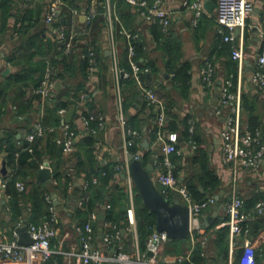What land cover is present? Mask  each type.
I'll return each instance as SVG.
<instances>
[{
	"label": "crops",
	"instance_id": "crops-1",
	"mask_svg": "<svg viewBox=\"0 0 264 264\" xmlns=\"http://www.w3.org/2000/svg\"><path fill=\"white\" fill-rule=\"evenodd\" d=\"M9 1L10 7L5 26L2 27L0 24V82L7 77L15 75H20L21 79L18 81L17 87H15L16 94L12 92L9 95L8 100L4 103L0 112L1 168L3 164L5 165V171L3 173L1 172L2 177L7 182L15 177L16 179H14V182H22L25 186L23 193L29 195V191L34 185H45L44 183L36 181V172L40 165L44 161H48L49 167L51 171H53V166L58 164L56 158L58 156L62 160H65L67 164H74L77 160V156H83L82 152L85 147L83 141L85 136H91L94 140L92 150L97 163L112 167L116 163H123L125 155L122 147V132L116 121V115L118 113L117 97L118 93L128 97L129 91L127 92V89L125 91V87L121 84L122 78H119V86H117L116 76L112 70L111 36L109 29L106 27V21L104 20V26L100 29L97 40L93 46L96 54L94 69L92 71H89L88 68L82 70L79 62V66L77 65L70 75L67 73L64 74V84L61 81H56L60 84L59 89H55L56 82L53 81V91L49 98L57 95L56 92L64 86L68 87L72 92L70 100H73L71 107L74 111L70 123L78 132L74 151L70 154H63L60 152V154L57 155L51 151V147H46L45 136L49 135L46 134L49 132H54L55 137L60 136V125L62 121L58 114V110L61 108L54 109V99L46 100L47 98L38 97L35 92L38 87H35L34 83L40 71L43 69L44 72L47 60L50 62L54 72L57 73L63 69L62 64L52 62L50 59L62 52V43L61 40L57 38L55 32L56 25H50L44 21L46 0ZM92 1L97 2L98 0H81L82 7L79 10L86 12L90 8V3ZM112 1L116 5V0ZM191 1L192 0H162L163 7L171 12L172 17L167 39L170 40L172 45H178L176 46L175 53H180L182 55L180 60L189 63L190 66V81L185 93L180 92L177 85L173 87L171 77L165 75L163 65V58H165V56L159 39L150 31L152 25L145 24L136 13H134L136 22L131 28V31H139V40L144 41L146 57L150 61H153L156 67H158L154 74L150 73L152 79L150 85L146 84V78H144L143 81L147 86H151L161 97L165 95V91L169 93L170 97L176 102L175 111L180 117L190 115L194 118L196 123L195 129H197L199 137L203 142L202 146L207 152L208 165L216 172L223 186L222 190L224 194L222 207L218 210L216 217L223 220L228 216L224 208V202L231 193L234 192L237 194L242 199L241 212L247 217L248 222H250L249 237L255 247L257 258L261 255L260 258L264 264V215H256L254 212L255 205L259 201L264 200V159L261 166L254 170H243L240 168L233 170L230 165H226L221 161L219 131L223 125V121L221 117L215 114V108L218 104V96L215 94V91L220 81L230 77H227L228 70L226 68V62L233 59L231 57V51L226 49L228 43H226L222 39V35L217 32V24L214 18L216 1L210 0L214 4L212 11L206 12L205 10V14L202 15L203 17L199 18L195 27H193L191 23L194 18V12L188 7ZM251 1L253 2L254 10L252 15L247 18L243 30L244 58L242 74L237 89L240 92V96L244 95L249 103H253L256 113L261 118V125L263 126L264 132V91H257L252 86L250 80L251 69L255 64L259 51L258 32L262 22L261 9L264 6V0ZM115 13L117 15L116 10ZM62 18H64V20H60V23L65 27L70 26L72 23L70 12H63L61 15V19ZM117 18L118 20L113 22L115 58L119 68L123 69L121 64L123 65L124 58H126V40L124 36L121 35L120 29L117 30L118 25L122 26L118 15ZM83 22V16L79 15L74 19V23L77 27H80ZM239 36L238 34V39ZM86 43H83L80 39L77 40L72 53L78 55L81 49L86 47ZM235 45V43H232L230 49ZM9 57L11 58L10 60H8ZM205 59L210 60L216 67V86L206 93L201 89L199 77V67ZM23 83H27L28 85L24 86ZM164 87L165 91L163 89ZM23 92L24 94H22ZM21 99L24 105H27L30 101L28 106H30L31 111L19 115L21 118H18V116H15L16 107L13 102L14 100L17 102ZM143 99V96H135L133 102L134 106L128 105L124 112L127 119L135 117L139 113V107ZM45 106L53 109V114L58 118L59 124L49 125L53 123V116L49 112L45 113ZM64 109L68 110L67 108ZM86 113L102 115L105 119L104 125L98 128L95 123L96 126L92 128V130L94 129L93 132L83 130L79 115ZM25 114H29L30 118L26 119ZM246 115L247 113L242 110L243 123L246 119ZM39 116L41 120L42 117L46 116V122H51L48 126H44L46 129L44 133L45 136L43 137L44 139L39 141L38 146L41 158L35 159V162L31 165H23L20 175L15 176L16 167L7 164V147L12 145V148L17 149V151L14 152V159H16L19 152L22 150L25 135L32 130V123L38 119ZM50 128L53 130H50ZM142 137L140 138L141 144L145 138ZM178 140H181V137H179ZM1 141H3V143H1ZM183 144L184 142L180 143V145ZM148 149L153 151L156 156L159 153L157 151V146L154 145L153 142H149ZM144 150L147 149L140 146L137 152L142 156ZM36 164L38 166H36ZM157 169L158 167L155 166L154 171H157ZM185 171L187 172V168L181 169L179 174L185 175ZM70 175H72L75 182L73 188H68L67 192L73 195V193H78L79 191V185L83 174L77 175L75 172H72ZM110 184L118 185L124 190L126 189L125 181L122 180V177L112 179ZM75 187L76 189L74 190ZM56 197L65 210L56 212L57 222L55 224L57 234L51 240L52 247L64 252L76 251L79 249V241L72 226L77 220L74 218L75 216H70V208L66 205L65 199L62 196L56 195ZM74 199L75 197L72 198L73 204ZM7 201L6 199L5 203L1 204L2 200H0V241L12 240L15 236L13 226L8 222L9 219L5 207V205L8 204ZM211 214L212 209L210 206L204 211L201 222L210 218ZM227 221L228 219H225V221L217 225L216 228L223 225L228 227ZM125 233L126 230L121 235ZM235 241L236 247L233 249V259H235L240 252L242 237H236ZM188 249V243L180 245L167 241L161 246L158 260H160V264H176V258L180 254V251H183L185 254ZM207 252L208 256H215V251L213 249H209ZM229 258L230 241L228 242L227 262L225 264H228ZM55 259L59 264H77L75 259L70 263L65 262L61 254H55ZM207 264L216 263L210 259Z\"/></svg>",
	"mask_w": 264,
	"mask_h": 264
},
{
	"label": "built area",
	"instance_id": "built-area-1",
	"mask_svg": "<svg viewBox=\"0 0 264 264\" xmlns=\"http://www.w3.org/2000/svg\"><path fill=\"white\" fill-rule=\"evenodd\" d=\"M97 1V0H96ZM131 7L132 12L147 25L159 26L162 33L167 34L171 26V12L162 5V0H125ZM203 0H192L188 7L194 12L192 25L195 27L200 17L205 14ZM90 8L84 12L80 11L82 7L81 0H46V8L44 12V21L50 25H56L55 32L57 38L62 43V53L71 54L77 40L83 43L88 42L89 26L92 19L99 13L100 9L106 21V27L109 29L111 36V54H112V70L116 76L117 86L119 78L132 77L136 81L142 96L148 107H152L156 113L155 125L159 128L155 135L153 144L157 146L159 152L156 166L157 171L153 173V180L161 190L163 197L172 202L176 196L181 204L189 209L190 216V232L191 242H194L195 233H202L203 227L201 219L203 213L212 204L215 203L214 196H207L203 201H196L187 187L184 174L176 173V163L172 159L173 154L176 156L191 154L197 147L194 138L196 123L192 116L187 119V140L180 147L177 146L178 135L174 132H164L160 130L165 124V105L164 101L158 94L147 86L141 74L147 72V69H141L135 59V43L140 39L139 31H131L121 27L120 33L124 36L126 42V57L130 71L119 68L115 58V48L113 39V22L118 20L115 13V4L112 0L92 1ZM70 12L72 23L65 27L60 23L61 15L65 10ZM84 10V9H83ZM254 10L251 0H216L214 9V18L217 24V32L222 35V39L226 43H235L232 47L231 57L237 62V79L233 89V81L226 78L220 81L218 104L215 108V114L221 117L223 125L219 131V147L220 158L222 163L230 165L233 170L238 168L243 170H254L261 166L264 159V132L260 128L255 131L247 129L242 122L241 96L237 89L242 74V65L244 58L243 50V30L246 20ZM83 16L84 22L80 27L74 23L77 16ZM262 22L259 29V51L254 66L251 69V84L259 92L264 91V6L261 9ZM238 30V33H236ZM238 34L239 39H238ZM87 45V43H86ZM80 57L87 61V68L92 71L95 66L96 54L90 46L85 53H81ZM53 68L47 60L43 72L42 79L35 92L41 98H48L53 91ZM216 67L210 61L205 59L199 67V77L201 89L204 93L210 91L216 86ZM118 113L116 121L122 132V147L125 155L123 163H116L112 167V179L122 178L125 181V192L127 195L128 205L126 209V229L133 235V249L130 252L123 250L121 242V232L115 229V226L109 222L96 220V214L92 212L87 220L82 224L74 223L72 226L78 241L79 249L64 252L52 247L51 240L57 234L55 223L56 209L52 204V198L45 196L49 206V213L41 223H28L27 232L32 239L30 244H20L15 235L12 240L0 241V264H59L55 259V254H61L64 261L70 263L75 259L77 264H156V257L159 254L161 246L168 241V237L164 231L158 232L153 228L147 238L145 250L141 251L138 246L136 221H135V205L134 197L137 194L134 190L133 182L128 173L126 154L129 148L137 146L141 138V132L131 127L124 115L122 108V96L118 93ZM15 108V107H14ZM67 110L61 108L58 114L61 117V134L55 137V143L61 149L63 154H70L75 149V142L78 137L77 129L70 122H65V114ZM21 118V116H18ZM80 123L83 130L93 132L90 127L91 123L97 124L98 128L104 125L105 119L100 114H80ZM45 127L39 116L32 123V130L24 137L27 146L24 148L32 152V143L41 138L45 133ZM50 130H53L50 128ZM156 151V153H157ZM0 150V200L8 199L6 195L7 181L1 174V157ZM135 157H140L138 153H134ZM160 158V159H158ZM42 167V164L40 165ZM101 175H105L102 171ZM98 181L97 176L90 179L82 177L79 185V191L74 199V206L84 208L85 202L89 199V185ZM51 183L55 185L56 180L51 179ZM15 187L19 192L25 190L22 182L15 183ZM68 188H73V183H68ZM242 199L234 192L230 194L228 200L224 203L225 211L228 215L229 241H230V258L228 264H256V250L250 239V226L247 217L241 212ZM110 204L105 203L100 210L109 209ZM256 215H264V200L259 201L255 207ZM194 220H198L197 227H194ZM95 222H100L99 227L102 231L99 233L95 229ZM23 224L22 219L17 222V226ZM98 227V228H99ZM236 237H242L240 252L233 259V249L236 247ZM201 246H206V238L200 235L197 238ZM190 251L188 250L184 256L176 258V264H181L183 260H188ZM151 253L149 255L148 253Z\"/></svg>",
	"mask_w": 264,
	"mask_h": 264
},
{
	"label": "trees",
	"instance_id": "trees-1",
	"mask_svg": "<svg viewBox=\"0 0 264 264\" xmlns=\"http://www.w3.org/2000/svg\"><path fill=\"white\" fill-rule=\"evenodd\" d=\"M149 2H153L154 0H148ZM216 1V0H213ZM9 0H0V24L1 26H5V21L9 11ZM115 10L117 15L122 23V26L118 25L117 30L121 29V27L127 28L128 30H132L131 28L134 26L136 19L134 12L131 11L130 5L125 0H116ZM64 12H68L66 9ZM102 10L100 9L99 13L92 19L89 26V36L88 43L85 48L81 49L78 55L74 53L71 54H57L56 56L51 57V61L55 63L62 64V70L59 72H53L52 80L54 82L61 81L64 84V74H71L75 67L80 62V68L85 70L87 68V61L80 57L81 53H85L88 46L93 48L97 36L100 32V29L104 26V15L102 14ZM203 17V16H202ZM198 27V26H197ZM150 31L153 35H156V38L159 39V43L162 45V50L165 58H163L164 62V70L165 75L167 77H171V82L174 85H177L180 92H184L188 87L190 81V73H189V63L181 61L180 58L182 55L180 53H175L176 46L172 45L169 39H167L168 35L161 32L160 28L157 25H152ZM197 32V30H196ZM135 59L136 62L141 66V69H147L149 73H155L158 67L153 61H150L146 57V53L144 50V41L138 40L135 43ZM231 43L226 45V49H230ZM61 50V49H60ZM11 58L9 57L8 60ZM79 66V65H78ZM125 71H130V67L128 65L127 57L124 58L123 65L121 64ZM226 68L228 70V76H230L233 81V89L236 85V77H237V62L234 60L226 62ZM145 73L141 74L142 79L145 78ZM43 76V69L40 71L38 76L35 79L34 86L38 87L40 81ZM21 79L20 75L7 77L5 80L0 82V112L4 103L8 100L9 95L13 92L16 94V89L18 85V81ZM121 84L125 87V91H129V96L121 94L122 96V108L123 112H125L128 105L134 106L133 102L135 96L140 95L142 93L132 77L122 78ZM24 86L28 85L27 83H23ZM153 89L151 86H149ZM165 91V87L163 88ZM57 95L52 98H47L46 100L54 99V109L58 108H67L69 109L72 105V101L70 100L72 96L71 90L64 86L62 89L58 90ZM55 93V94H56ZM24 94V92L22 93ZM131 94V95H130ZM20 96V95H18ZM17 96V98H18ZM38 97H40L37 94ZM36 96V97H37ZM161 97V95H158ZM164 101L165 105V124L160 128V130L164 132H174L181 137V140L178 141L177 146L180 147L181 142H185L187 140V119L190 115H186L184 117H180L176 111V102L172 97H170L169 93L165 91V95L161 97ZM22 99L17 101L14 100V104L16 107L15 116L22 115L26 112L31 111L29 102L27 105L22 103ZM241 107L242 110L247 113L244 124L247 129L250 131L258 130L261 126V118L256 113L253 103H249L248 99L245 96H241ZM53 109L48 106H45V113L49 112L53 118L52 124L46 122L47 117H42V124L44 126L59 124L58 118L53 114ZM26 119L30 118L29 114H25ZM46 115V114H45ZM141 116V117H140ZM156 113L154 109L150 106L146 105L145 100L141 106L139 107V113L135 117H130L127 119L129 125L141 132L142 138H147L151 143L155 140V135L157 130L159 129L155 125ZM71 124V123H70ZM95 123L92 122L90 127H95ZM49 134L47 136L43 135L41 138H37L32 143V152L24 149L27 146V143L24 141L22 145V150L19 152V155L16 159H14V152L17 149L12 148V145L8 146V158L7 164H11L16 167V175H20L21 169L23 165H31L35 162V159L41 158V153L39 151V141L44 139L46 147L50 148L54 154L59 155L61 149L56 146L54 142V132L46 133ZM13 137V136H12ZM194 138L196 140L197 147L191 154H184L180 156H176L173 154L172 159L176 163V173L178 174L181 169L187 168V172L185 173V181L187 183V187L191 192L193 198L196 201H203L207 196H215L220 190L223 189L222 183L216 174L213 171L207 161V152L205 148L202 146V140L199 137L197 129H195ZM6 140V139H5ZM7 141V140H6ZM85 147L83 149L82 155L77 156L76 162L73 164H67L65 160H62L59 156L56 157L58 160V164L53 166L52 171V180H56V184L53 185L51 182L45 185H34L30 191L29 195L24 194L23 192H19L15 188V177L7 183L6 187V195L9 196L7 199V205H5L7 209V216L12 225L17 223L20 219H22L23 215H27L28 223L39 224L42 220L47 217L49 213V206L51 203L47 202L45 199L46 195L51 196L52 193H55L57 196H62L65 199L66 205L70 208V216L74 217L77 221V224L84 223L88 216L94 212L95 209H100L105 203L110 204V208L103 210L105 215V221L111 222L116 230H121L124 228L126 233L121 236L122 245H124L125 251L133 249V235L126 229V209L128 205L127 195L123 188L119 187L115 184H110L112 180V166L109 165H100L94 158L92 144L94 142L91 136H85L83 141ZM3 143V141H1ZM141 140L138 141L137 146H133L129 148V152L138 153V149H140ZM62 153V152H61ZM153 153L150 149L144 150L142 156L143 162L146 163L150 155ZM31 159V160H29ZM160 159V158H158ZM36 166H38L36 164ZM77 175L83 174L85 179H90L92 176H97L98 181L95 184L89 185V199L84 204V208L75 207L72 198L77 195V193H73V195L67 192L68 183L72 182L74 185L75 180L72 178L70 173L72 172ZM104 171L105 175H101V172ZM76 187L74 188V190ZM228 200V198H227ZM226 200V201H227ZM223 197L219 200L222 203ZM225 201V202H226ZM224 202V203H225ZM72 203V204H71ZM71 206H70V205ZM134 205H135V221H136V232H137V240L138 246L141 251L145 250V245L147 238L150 233L153 231L155 218L154 215L149 213L148 209L142 204L140 197L138 194L134 197ZM228 219L226 216L223 220H220L218 217H215L212 222L209 223L208 226L203 225L202 233H195L194 242H191V237L181 242L179 240H172V243L177 244H189L190 255L188 260H183L181 264H207L208 260L214 261L216 264H225L227 262V253H228V242H229V229L227 226L223 225L216 228L221 222ZM100 222H95V229H98ZM250 226V222H247ZM56 226V224H55ZM202 235L206 238V246L202 247L200 242L197 241V238ZM170 242V241H169ZM211 247V248H210ZM213 249L215 251V256H208V250ZM184 252L180 251L178 256H184ZM257 254H256V264L257 263Z\"/></svg>",
	"mask_w": 264,
	"mask_h": 264
},
{
	"label": "water",
	"instance_id": "water-1",
	"mask_svg": "<svg viewBox=\"0 0 264 264\" xmlns=\"http://www.w3.org/2000/svg\"><path fill=\"white\" fill-rule=\"evenodd\" d=\"M204 1V9L206 12H211L213 9V3L210 0ZM64 18L61 19L63 21ZM238 33V30H236ZM146 84L150 85L152 82L151 74L149 72L145 73ZM59 82L55 83V89H59ZM219 86L215 91V94L218 96ZM74 109L71 107L67 110L65 114V122H70L72 118ZM260 131H263V126H260ZM96 137V136H94ZM141 146L145 149L149 148V142L147 138H144ZM126 162L129 176L132 179L134 190L140 197L142 204L148 209L149 213L154 215L155 230L158 232L164 231L168 237V241L179 240L184 242L190 232V216L189 209L186 205L181 204L176 196L175 199L170 202L165 199L161 193V190L157 188L154 180L153 173L157 162L156 154L153 152L148 158L147 162L144 163L141 157H135L134 153L128 152L126 154ZM5 171V165L3 164L1 172ZM124 176H122L123 178ZM52 179V171L49 167V162L44 161L42 167H39L36 172V181L39 183L49 184ZM224 191L220 190L215 196V203L211 205L212 214L211 217L205 219L201 222V226H208L210 222L217 216L218 210L222 207V203L219 200L223 197ZM52 204L54 205L56 212L64 211L65 208L62 207L61 203L56 197L55 193L51 194ZM5 203V199H2L1 204ZM94 213L96 214V220L103 221L105 219L104 213L100 209H95ZM70 214V213H68ZM23 224L17 226V223H14L13 231L17 236V240L20 244H30L32 239L27 232V215H23ZM198 220H194V227H197ZM102 228H98L100 233ZM121 234L125 232V229L120 230ZM151 255V253H148Z\"/></svg>",
	"mask_w": 264,
	"mask_h": 264
},
{
	"label": "rangeland",
	"instance_id": "rangeland-1",
	"mask_svg": "<svg viewBox=\"0 0 264 264\" xmlns=\"http://www.w3.org/2000/svg\"><path fill=\"white\" fill-rule=\"evenodd\" d=\"M158 27H159V26H158ZM160 249H161V248H160ZM123 250L125 251L124 245H123ZM130 251H131V250H128V251H126V252H130ZM260 256H261V255L258 256L257 263H258V264H263V262H262ZM209 262H211V261H209ZM156 264H160V260H158V256L156 257Z\"/></svg>",
	"mask_w": 264,
	"mask_h": 264
}]
</instances>
